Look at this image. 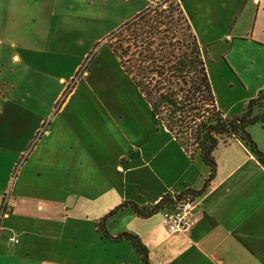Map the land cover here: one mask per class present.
I'll use <instances>...</instances> for the list:
<instances>
[{"label": "crops", "instance_id": "crops-1", "mask_svg": "<svg viewBox=\"0 0 264 264\" xmlns=\"http://www.w3.org/2000/svg\"><path fill=\"white\" fill-rule=\"evenodd\" d=\"M161 1L0 0V264H142L130 242L114 240L123 233L141 240L149 264H264V157L240 139L221 143L207 186L211 167L153 115L106 45ZM176 1L218 108L241 115L264 92V0ZM90 57L71 92H56ZM218 77L243 94L222 106ZM248 131L264 153V122ZM188 190L203 191L188 232L167 231L168 206L106 218L125 202L154 206ZM104 218L109 236L97 226Z\"/></svg>", "mask_w": 264, "mask_h": 264}, {"label": "trees", "instance_id": "trees-1", "mask_svg": "<svg viewBox=\"0 0 264 264\" xmlns=\"http://www.w3.org/2000/svg\"><path fill=\"white\" fill-rule=\"evenodd\" d=\"M172 1L177 2L163 0L158 4L163 3L166 7ZM148 10L121 27L120 31L133 25ZM174 11L177 12L176 19L168 14L161 15L163 19L157 16L141 26L144 32L142 30L138 34L135 31L136 33L129 35L127 45L111 47L124 71L150 104L153 115L187 153L192 156L198 153L203 162L211 167L208 186L216 173L214 154L221 143L240 139L254 154L264 157L248 131L249 126L264 122V92L252 99L241 115L224 116L216 103L203 49L179 3ZM172 26L180 27V36L169 35ZM118 32H114L111 38ZM71 90H66V93L69 94ZM188 191L196 198L203 193ZM171 201L167 195L154 206L141 207L134 202H125L106 218L125 208H131L142 218H149L164 210ZM106 218L97 223V226L101 233L109 236L105 229ZM114 240L130 242L141 255L142 264H149L148 250L137 236L123 233Z\"/></svg>", "mask_w": 264, "mask_h": 264}, {"label": "rangeland", "instance_id": "rangeland-1", "mask_svg": "<svg viewBox=\"0 0 264 264\" xmlns=\"http://www.w3.org/2000/svg\"><path fill=\"white\" fill-rule=\"evenodd\" d=\"M177 3L178 2H168L167 6L165 7V5L162 4H154L152 5L149 10L138 20H135L133 25L129 26L128 28H126L125 30H117L116 32H118L114 38H111V36L106 40V45L109 46L112 50L113 47H123L124 45H127V42H129V35H133L134 33H136L135 31H137L138 34L142 33L141 30V26L145 24V22L147 21H152L155 19V17L158 16L159 19H163V17L161 15H172L174 16L173 19H176L177 17V12H175L174 10L177 7ZM166 10V11H165ZM161 16V17H160ZM157 19V18H156ZM148 30V29H147ZM146 30V31H147ZM145 30H143L144 32ZM181 29L179 26H172V28L169 30V35H176L177 37L181 35ZM134 32V33H133ZM133 38V37H132ZM105 43V41H104ZM136 44V43H135ZM138 45V44H137ZM140 45V44H139ZM133 50H135V48H133ZM92 58L90 57L89 59H85L81 65V67L78 69V71L76 72L75 76L73 77V81L74 83H72V81H69V83H67V85H58L57 82L55 81L56 84V92H58L59 90L63 89V93H66V90H70L73 87V84L77 83V81L83 76L84 72L87 70L86 67L89 66L90 64V60ZM212 65V72H215V66ZM63 72L66 70H62ZM71 72V71H69ZM245 76V75H244ZM249 77L254 78V75H250ZM249 77H246L247 79ZM215 87L216 88V96H218L219 101L221 102L222 106L227 105L229 100H237L241 94H243L242 88H241V83L239 82L238 84H236L233 88L231 87H226V89L224 90V88L222 87L219 77L218 79H216L215 81ZM214 86V85H213ZM67 94V93H66ZM65 94V95H66ZM236 109H239V105L236 107ZM253 128V127H252ZM254 129H261L260 126H255ZM263 132V131H261Z\"/></svg>", "mask_w": 264, "mask_h": 264}, {"label": "built area", "instance_id": "built-area-1", "mask_svg": "<svg viewBox=\"0 0 264 264\" xmlns=\"http://www.w3.org/2000/svg\"><path fill=\"white\" fill-rule=\"evenodd\" d=\"M172 200L162 212L163 225L170 234L188 232L198 217L199 202L189 191L169 195ZM7 201L3 204L1 216H5Z\"/></svg>", "mask_w": 264, "mask_h": 264}]
</instances>
